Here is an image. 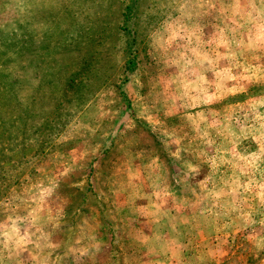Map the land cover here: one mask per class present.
<instances>
[{
	"label": "rangeland",
	"instance_id": "1",
	"mask_svg": "<svg viewBox=\"0 0 264 264\" xmlns=\"http://www.w3.org/2000/svg\"><path fill=\"white\" fill-rule=\"evenodd\" d=\"M0 264H264V0H0Z\"/></svg>",
	"mask_w": 264,
	"mask_h": 264
}]
</instances>
